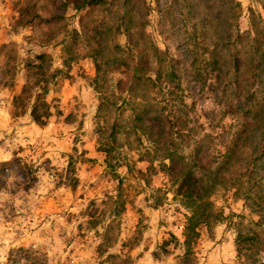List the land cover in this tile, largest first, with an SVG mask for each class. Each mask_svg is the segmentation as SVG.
<instances>
[{
    "label": "rangeland",
    "instance_id": "obj_1",
    "mask_svg": "<svg viewBox=\"0 0 264 264\" xmlns=\"http://www.w3.org/2000/svg\"><path fill=\"white\" fill-rule=\"evenodd\" d=\"M22 7L40 18L58 17L15 27ZM84 11L62 9L59 0H0V166L6 162L0 168V264H176V248L156 260L151 254L168 233L181 240L184 210L170 193L149 207L150 195L168 183L162 173L149 175L147 184L138 174L147 165L139 154L151 147L126 131L137 112L132 102H149L163 131L173 117L182 136L175 150L183 158L206 148L212 158L201 162L214 167L231 141L238 168L256 158L249 193L239 173L237 190L218 189L210 197L225 219L209 231L200 228L192 251L194 264H236V230L256 229L252 223L261 216L256 258L264 264V0H102L83 20L88 30H101L99 52L72 36ZM121 16L129 40L114 30ZM39 53L60 71L48 85L52 115L44 127L32 124L28 112L14 116L11 102L28 79L26 63ZM136 53L145 76L154 78L159 68L161 81L172 71L175 83L130 84ZM236 105L248 110L240 127L231 109ZM113 124L109 167L101 146ZM67 162L73 189L65 184ZM229 179L223 172L220 180Z\"/></svg>",
    "mask_w": 264,
    "mask_h": 264
},
{
    "label": "trees",
    "instance_id": "obj_2",
    "mask_svg": "<svg viewBox=\"0 0 264 264\" xmlns=\"http://www.w3.org/2000/svg\"><path fill=\"white\" fill-rule=\"evenodd\" d=\"M102 3V0H59V6L65 9L67 6H71L76 12L84 13L80 14L78 17L79 31L73 30L72 36L74 38L83 37L85 41L94 43L96 51L99 52L100 40H97V36H100L101 30L94 25L89 28V22L83 25V20L88 18L90 12ZM31 9L25 7L17 10V18L15 19V27H26L36 24H49L55 20L58 16L52 15L49 18H40L39 16H34ZM125 14V13H124ZM123 17L118 20V24L115 26L114 30L118 33H123L129 40V34L126 29V25ZM90 31V32H89ZM154 51H157L154 49ZM114 62V60H113ZM139 54L136 53V62L132 70V74L126 77L132 82L146 81L152 87H156L158 83L173 84L176 80V75L172 71L165 72L163 75V80L159 81V70L156 69L154 72V78H149L145 76L143 72V66L141 64ZM28 79L21 86L19 92L14 95L11 99L13 107V115L21 116L28 112L30 122L37 127H44L47 120L52 115L50 112L49 103L46 102L45 96L48 92V85L52 83L55 79L59 70L51 68V62L48 55L45 53H39L33 56L31 62L26 63ZM96 68L99 70L100 65L97 64ZM118 69V68H116ZM157 73V74H156ZM121 81L116 82V86L119 88ZM124 91V89H123ZM126 91V90H125ZM101 101V100H100ZM103 103V102H102ZM125 103V98H121L120 104ZM132 107V112L134 109L137 112L132 113L130 116V127L126 131H131L133 135L136 136L140 141L139 136L144 139L146 143L151 147L143 149L140 157H145L146 167L145 171L138 172L140 178L147 184V177L149 175H156L157 173H162L163 176L167 178L168 188L161 190L160 188L155 189L154 193L150 195L149 207L152 209L157 208L165 196L170 193L172 200L177 203V205L184 210L183 224L181 227L180 238L177 239L171 233H168L165 238L156 246L155 251L152 252V258L154 260L158 259L160 255L169 254V248L172 247L178 250V254L175 256L176 264H194L193 260V246L200 235V228H204L209 231L213 226L221 223L225 218L222 212L215 208L210 197L218 190H237L240 184L237 180L240 177L239 173H243L246 176V181L248 183L247 193L255 186L256 182L252 179L251 166L252 162L256 158H250L249 162L241 167L236 166V155L234 154V148L236 146L235 141H231L229 145L224 148V152L218 155L219 160L216 162V166L212 167L208 163H203L201 160L206 158L208 162L212 158L208 154L207 149L191 150V153L183 158L176 153V146L181 140L182 136L180 131L174 128L173 117L167 118L168 127L163 131L160 115L156 112L152 114L150 103H130ZM231 108L236 112V119L239 123V127L244 125L243 116H248L247 109L244 110L243 107L236 105ZM238 114L240 115L238 117ZM115 125H111L109 133L106 136V141L102 142L101 151L105 154V162L110 167L109 157L110 154L114 152V134L117 133L115 130ZM196 144V141L194 142ZM140 158L139 160H142ZM187 159V160H186ZM221 159V160H220ZM158 160V161H157ZM157 161L154 165L153 162ZM177 161H179L177 165ZM6 162L1 164L0 168H3ZM126 168L127 164H123ZM239 169V170H238ZM128 170V168H127ZM227 171V172H226ZM242 171V172H241ZM226 173L229 180L222 181L220 178L222 174ZM65 177V184L73 189L76 185V180L73 178V168L70 162L66 163V168L63 171ZM110 175L116 182V186H119L120 179L118 175L110 170ZM222 181V182H221ZM227 185V186H226ZM254 204L259 208L258 203ZM260 210H256V214L260 215ZM86 221L89 224V228L94 226V218L88 216ZM238 217V216H233ZM258 220L252 223L253 228L239 229L236 230L233 238V247L235 253L236 264H262L256 257L262 252L260 246L261 241L259 240V228L261 226V216H258ZM109 225V224H108ZM108 225L106 228H108ZM239 225V222L236 224ZM117 255H108L107 258H117ZM106 258V260H108Z\"/></svg>",
    "mask_w": 264,
    "mask_h": 264
}]
</instances>
